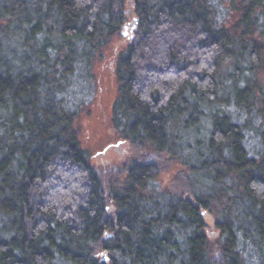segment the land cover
Masks as SVG:
<instances>
[{
  "label": "trees",
  "instance_id": "trees-1",
  "mask_svg": "<svg viewBox=\"0 0 264 264\" xmlns=\"http://www.w3.org/2000/svg\"><path fill=\"white\" fill-rule=\"evenodd\" d=\"M128 28L96 167L67 92ZM0 264H264V0H0Z\"/></svg>",
  "mask_w": 264,
  "mask_h": 264
},
{
  "label": "rangeland",
  "instance_id": "rangeland-1",
  "mask_svg": "<svg viewBox=\"0 0 264 264\" xmlns=\"http://www.w3.org/2000/svg\"><path fill=\"white\" fill-rule=\"evenodd\" d=\"M131 21V20H130ZM131 29H125L121 35L113 37L106 51L95 58L90 70L91 77L78 68L77 76L67 92L73 110L78 111L74 125L78 131L81 147L89 153V161L96 167H121L129 162L132 149L120 136V128L113 122V103L117 94L115 77L116 53L125 45L124 37L129 36ZM258 135H249L247 146L254 149L258 146ZM179 164H173L162 172L160 184L164 187L181 170ZM208 229H212L213 216L203 214Z\"/></svg>",
  "mask_w": 264,
  "mask_h": 264
},
{
  "label": "water",
  "instance_id": "water-1",
  "mask_svg": "<svg viewBox=\"0 0 264 264\" xmlns=\"http://www.w3.org/2000/svg\"><path fill=\"white\" fill-rule=\"evenodd\" d=\"M136 21H137L136 18H132L131 21L128 23V26L134 25Z\"/></svg>",
  "mask_w": 264,
  "mask_h": 264
}]
</instances>
